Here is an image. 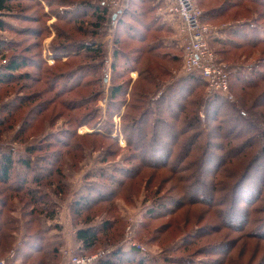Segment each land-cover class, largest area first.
<instances>
[{"label": "rangeland", "instance_id": "1", "mask_svg": "<svg viewBox=\"0 0 264 264\" xmlns=\"http://www.w3.org/2000/svg\"><path fill=\"white\" fill-rule=\"evenodd\" d=\"M33 1L13 0L14 11L6 16L8 28L0 32L1 39L10 41L8 46L3 45V55L13 58V54L22 53L30 58L28 65L18 71L17 79L0 85L2 106L14 102L13 112L2 111L3 107L0 110V157L11 153L16 160L29 158L37 168L36 175L58 169L64 174L66 187V198L54 194L57 183L62 182L58 173L54 186L45 187L49 198L59 204L54 203L57 215L48 222L52 231L44 236L45 240L40 237L43 248L33 260L40 264H65L72 256L95 255L88 264H102L118 248L128 250L135 246L138 256L147 260L145 264H182L188 257L195 264L199 260L212 264L225 257L238 259L237 264L239 260L241 264H262L264 237L257 234L255 225L264 223V80L246 90L235 76L239 70L245 78L252 76L253 68L264 71V43L249 46L251 41L244 36V48L226 47L215 53V58L222 59L220 63L228 68L232 99L212 104L209 100L219 95L208 93V86L187 91L186 84L179 81L184 76L182 57L173 62L167 56L156 58L151 55L154 51L146 49L165 36L172 39L171 43L180 42L172 48L178 50L182 46L181 21L164 13L170 0H155L158 7H153L150 0H64V4L53 0L50 5L45 0L41 6ZM217 1L195 0L202 15ZM255 1L237 0L223 17L211 18V14L204 13L202 22L217 27L222 37L239 20L253 22L258 17V22L264 24V0ZM57 8L68 9V16H63L62 9L61 17L53 15ZM45 11L50 15L41 16ZM95 11L106 20L100 22L97 14L95 18ZM28 16L41 18L36 21ZM81 17L86 20L83 27L76 20ZM92 22H98L100 27ZM159 24L165 27L156 31ZM64 37L71 40L70 47L93 42L102 46L101 52L61 54ZM209 45L212 51L222 48L212 41ZM116 48L120 49L117 58ZM180 53L182 56V48ZM148 65L150 72L145 69ZM25 74L29 76L22 77ZM255 80H259L257 76ZM173 84L187 97L183 103L178 96L174 103L170 95V87L176 86ZM113 87H120L121 91L112 99ZM164 93L170 96L163 99ZM89 96L94 99L84 102ZM85 113H90L87 120H83ZM155 115L158 125L152 124ZM131 116L139 123H133ZM141 117H149V123L144 122L150 128L149 134L147 130L141 134ZM254 119L260 122L256 130L251 125ZM188 121L193 129L180 132L178 127ZM152 125L158 133H154ZM244 128H250L249 132L238 134ZM191 135H195L193 145L187 148L183 144ZM247 140L251 141L248 150L239 156L229 154L231 145L241 146ZM41 143L43 147L31 151L29 156V148H38ZM163 152L170 156L163 159ZM217 160L221 162L217 164ZM131 168L132 173L122 170ZM17 169L22 170V165ZM193 173H199L194 177L203 183L196 181V189L186 196L191 182L196 180L191 177ZM17 175L14 173L9 184L0 185V189H10L8 194L14 197L18 195L11 190L21 180ZM211 180L215 181L213 186L221 182V188L213 190ZM241 182H245L244 187ZM259 183L260 192L251 194L253 198L246 201L247 188L256 189ZM227 184L232 186L225 189ZM87 193L94 200L92 204H82L93 207L76 216L71 203ZM12 205L6 212L10 206L14 209L12 216L20 225L18 236L24 238L26 232L32 235L37 229L27 231L24 226L31 218L24 215L28 208L15 202ZM223 206H227V213L221 217L218 210ZM91 224L106 232L100 233L99 242L88 249L77 240L76 231ZM197 228L201 229L200 234L192 235L193 241L187 240ZM40 242L35 241L34 246L18 244V252L11 249L0 258L9 264H26L24 255ZM204 250L211 254H202ZM114 259V264H138L137 259Z\"/></svg>", "mask_w": 264, "mask_h": 264}, {"label": "trees", "instance_id": "2", "mask_svg": "<svg viewBox=\"0 0 264 264\" xmlns=\"http://www.w3.org/2000/svg\"><path fill=\"white\" fill-rule=\"evenodd\" d=\"M44 1L45 0H34L33 2L37 3V4H40V6H41ZM58 1H60V2H58V4L59 3L60 4L61 3H63V4L65 3L64 0H58ZM236 1L237 0H218L214 5H211L212 8L210 10H207L206 12L204 11V13L206 15L207 14H211L210 15L211 18L223 17V16H225L228 13V11L230 10L229 8L231 6H233V5H235L233 3H236ZM251 1H252V3L257 2L255 0H251ZM12 2H13V0H0V32L6 31L7 28H8L7 27L8 26V22L6 20V16L10 15V13H12L14 11ZM47 2H48L47 4L50 5L51 3H53V0H48ZM150 2L152 3L153 7L154 6L158 7L157 6L158 3H156L155 0H150ZM261 4L264 5L263 2ZM85 5H87V4H85ZM90 5L96 9V6H93V4H90ZM91 6H89V7H91ZM81 8L82 7L74 8V10L78 11ZM98 8H99V10L101 9L99 6H98ZM61 9L62 8L55 9L56 13H54L53 15H57V16L61 17V14H60ZM129 10L130 9H128V12H129ZM62 11H63V9H62ZM102 12H103V10H102ZM105 12H107V11L105 10ZM62 13H63V16H68V9H65ZM204 13H203V16H204ZM47 14L50 15L49 13H47V11H45V12H43V14L41 16H46L47 17ZM74 14H77V12H75ZM96 14H97L98 18H100V22L103 21V20H106L105 16L101 17L98 14L97 11H95V14H94L95 18H96ZM104 15H105V13H104ZM258 15H260L259 12H258ZM41 16L38 17L37 19L34 18L35 16H28L26 18H30V20L38 21L41 18ZM263 16H264V14H263ZM76 20H77L78 23H80V25L82 27L86 23L85 18H82V17L79 18V19H76ZM76 20L74 19V22ZM252 21L253 22L245 20L242 23H241L240 20L236 21L235 22L236 24L232 25V27H229L230 29H228L226 31V36L225 37H222L218 32L213 34L210 37L209 42L212 41V43H216V45H220L222 47L220 50H215L216 52L213 50L214 53H216V54L220 53V51H224L223 48H226V47H228V48L229 47L244 48V44H242V43H245V41L243 40L244 36L247 37L249 39V41H251L249 46H252L254 44L264 43V29L262 27H259V25L260 26L261 25L264 26V24L258 22V17L253 19ZM92 23L95 24V26H98V28L100 27L98 22H92ZM164 27H165L164 24H161V25L159 24V27L156 28V31H161V29H163ZM19 31L23 32L22 29L19 30ZM39 33H40V31L36 32V35H38V37H39ZM64 33H66V32L64 31ZM93 34H95V33L93 32ZM61 37H62V35L60 36V38ZM162 39L163 38H160L159 42L156 40L158 42V44L156 42L155 46L153 45V46H151L149 48H146V49L148 51H150L151 53H152V51H154V53L151 54V55L156 57V58H159V57L164 58V57L167 56L173 62L179 61L178 58L181 59V57H182L181 53H180L181 50L180 49L177 50V49L172 48L171 47L172 44L170 45V47H168L166 45H163L162 44ZM240 39H242V42H239ZM63 41H65V42H62L61 45L63 46L64 49H62L61 54H71V53L80 54V53H82L84 51L87 52V55L91 54V53L98 54V53L101 52V48H102L101 45L97 46L93 42L92 43H86V42L85 43H79L77 45H73L72 47H70L69 45H71L72 42H71V40L69 38L66 39L64 37ZM117 42H118V40H117ZM9 43H10L9 40H4V39L0 38V85L1 84H5L7 82H12L15 79H17L18 78L17 77L18 76V71L21 68L27 66L28 62H29V59H30L29 57L27 58L26 56H24L25 54H22V53L13 54V58H9L8 56L3 55V51H4L3 45L4 46H8ZM115 45H117V44H115ZM155 51H158V52L155 53ZM263 52H264V50H263ZM119 54H120V49L116 48V50L114 52V56L117 58V56ZM135 59H137V58H135ZM4 60H5V62H4ZM216 60L219 63L222 61V59H220V58L218 59L217 56H216ZM86 65H88V64H86ZM88 67L89 66H86L85 68H88ZM145 69L147 71H149L150 70L149 65L147 67H145ZM239 72H240V70L238 71V74L235 77H237L238 80H241L242 81L241 83H244L243 87L246 90H250V88H253L254 86H256L258 84L257 81L264 80V71L261 70L260 68H258V69L253 68L252 72H251L252 76L251 77H247V78L241 76V74ZM26 76L28 77L29 74H25L22 77H26ZM256 76H257V78L259 80H255ZM151 79L153 80L152 76H151ZM179 81H182L183 83L186 84V86L188 87V89H186L187 91L193 90V88L195 86H202V87H204V86L206 87L207 86V83L205 82V80L202 79L201 76L199 74H197V73L184 75L183 78L180 79ZM173 85H176V84H173ZM173 87H170V89H171V94L170 95H171L174 103H175V101L177 99L176 98L177 96H178V100L180 99L182 101V103H183L187 97L184 96V95L182 96L183 93H182V91L180 92L178 90V85H176L175 88H173ZM189 89H191V90H189ZM111 90H112L111 98L113 99V96H116L119 93V91H121V88L120 87H113ZM94 95H96V93ZM170 95H169V93H164L163 94V96H164L163 99L167 98ZM224 98L225 97H223V96L221 97L220 95L219 96H215L214 95V97H212L209 101L212 104L216 103V102L221 103V102L229 101L227 98H225V99ZM19 99H21L22 103L26 102V100H24V98H19ZM92 99H94V96L93 97L92 96L86 97L85 99H83V101L87 102V101H90ZM259 99H261V98H259ZM109 102L111 103V101H109ZM13 104H14V102H12V101H9L8 103L4 104V106H2L3 104L0 103V110L3 107L2 111L4 110L5 112L8 113V111L9 112L12 111L11 107H14ZM260 104H261V102H260ZM154 109L156 110V108H154ZM162 109H163V106H162V108H159V113H162V111H163ZM218 110H219V108H218ZM218 110H216V112ZM218 114H220V113H218ZM241 114L244 115L243 112ZM93 115H94V113H93ZM93 115H91V117ZM160 115L161 114H159V120L162 119V118H160ZM89 116H90V113H88V114L85 113L83 115V117H84L83 120L89 119L90 118ZM179 116H180V114L178 115V118H179ZM130 119L133 121V123H139L138 119H136L135 116H133V117L131 116ZM139 119H140V117H139ZM145 120H147L148 123H149V117L148 118L146 117L145 119L143 117H141V122H140L141 134L143 132H145L146 130H147L146 134L150 133L149 126L147 124H144ZM1 121L2 120H0V123H1ZM154 123L156 125L159 124V121H158V118H157L156 115H155V117H153L152 124H154ZM144 125L145 126L147 125V126L145 127ZM186 125H188V126H186ZM186 125L182 126V127L179 126L178 127L179 131L180 132H184V131H189V130L193 129L191 126H189V121L187 122ZM251 125L254 126L253 128L255 129V128H257V126L260 127V122H258V120L254 119L253 123ZM251 125L249 124V126H251ZM152 127H153L152 130L154 129V133H155V131L158 133V131H157L158 129L155 128V125H152ZM249 129L250 128L241 129V130L238 131V134L245 133L247 130L249 132ZM235 135H237V133ZM194 136L195 135H191L188 138L186 136V138H185V142L186 143L183 144V146L187 144L188 145L187 148L191 147L193 145L192 139L194 138ZM179 138H180V136L178 137L177 140H179ZM57 140H59V139H57ZM43 143H41L38 148L30 147L29 151L27 149L29 156H31V151H35V150H38V149L42 148L43 147ZM250 144H251V141L248 142V140H247V142H243V144L241 146L237 144L235 146L231 145V148H229V145H228V148L230 149L229 150V154L230 155H236V156L238 155L239 156V155L242 154L241 152L243 150H245V149L248 150L249 149ZM168 155H169V152L168 153L163 152L162 158L166 159V158H168L167 157ZM219 162H221V160H217V164ZM19 165L20 166L22 165V168H23L22 170H18L17 169V166H19ZM35 169H37L36 166H34L31 163V160L29 158L20 157V158H18L16 160L11 153L3 154L2 157H0V185L9 184L11 182V180L14 178V173L18 174L20 176V178H21V180L19 182L17 181L18 182L17 186H15V188L13 190H11V193H13L14 195H18V196L14 197V196H12V194L9 195L8 193L10 192V189H8V188H5V189L1 188L0 189V256H2L4 253H6V252H8V251H10L11 249H14V248H16V251L18 252L19 248H21L19 246V245H21V243L22 244H30V243H32V246H34L35 241L40 242L41 238L43 240H45L44 236L47 235V233L49 234L52 231V230L50 231L51 227H50V224H48V222L51 221L52 219L56 218L57 212H56L55 204H59V203L56 200H52V199L49 198V196H48L49 193L45 192V187L54 186V184L56 182L54 180V177L56 176V173H58L60 175L59 177L62 179V182L61 183H57L58 184L56 186L57 190L55 191L54 194H56L57 196L61 195V197L66 198L65 197V195H66V187H65V182H63L64 181L63 172H59L58 169H56V171H54V169H53V170H50L48 173L47 172H44V173L40 172L41 173L40 175H36L35 174ZM16 170H18V171H16ZM122 170H125L127 172L130 171V173H132L133 172L132 170H134V169L131 168V169H127V170L126 169H122ZM19 172H21V173H19ZM199 173H200V171H199ZM199 173L197 174V176L195 175V173H193L191 175V177L193 178L194 175L196 177H198V176H200ZM244 176H246V174H243L242 177H244ZM195 179L196 180L191 182L192 185L187 190V195L186 196L189 195L190 191L196 189V186H197L196 185V181H198V183H203L200 179H197V178H195ZM238 182L240 183V181H238ZM214 183H215V181L211 180L210 187L213 186ZM239 183H237L235 185V188L238 186ZM260 183H259V186L256 188L257 190L256 189H248L249 187L247 188L249 197H246V201H250L251 198H253V197H251V194L257 195L260 192V189H261L260 188ZM63 184H64V186H63ZM220 184H221V182H216L215 186H213L212 189L214 190V189H217V188H221ZM241 185H242V187H244L245 186V182H241L240 186ZM230 187L227 184L225 189H228ZM232 194H233V191L231 192V196H232ZM237 194H238V192H237ZM210 195L213 196L214 194L210 191ZM225 195L226 194H224V196ZM80 196H81L80 198H78V199L76 198V201H74V203H71L72 212L76 216H79V217L81 216V213L83 212V210L85 208L92 209L93 206L91 205L92 204L91 201L94 200V199H91V195L89 193L84 194V195H80ZM16 197H18L19 199L18 200H13ZM244 198H245V196H244ZM7 199H9V200H7ZM256 199L257 198L252 200L249 204L250 205L253 204L256 201ZM14 202L15 203H20V206H22L23 209L28 208V210H26L24 212V215L25 216H29L31 218H29V220L28 219L26 220V222L24 223V226L27 228V231L28 230L29 231L30 230H34L35 231L37 229L35 232H33L32 235H28V232H26L27 234L22 235L24 238L18 236V232L20 230L19 229L20 225H19L18 221H15V217L12 216V214H14L13 213L14 209H12V206H13L12 204ZM85 202L86 203L87 202H91V204L84 206L82 203H85ZM10 203H11L12 206L9 207V213H8V212H6V208L9 206ZM162 205L163 204H161V206ZM226 207L223 206L222 208H219L218 212H219L220 216L223 215V217H224V215H226V213H227L226 212V209H227ZM32 218H33V221H32ZM248 222H249V220H248ZM104 226H106V225H103V227ZM255 226H256L255 229H256L257 234L259 236L264 237V234H260L261 231H264V223L259 222ZM106 228H107V226H106ZM52 229H54V228H52ZM200 231H201L200 228H197L196 230H193L191 232L190 236L188 235L187 240L193 241V239H190V237L192 235L200 234ZM102 232H106V229L102 228L101 230H99L98 226L91 224V225H89V226H87L85 228L81 227L80 229H78L76 231V237H77V240L79 242H81L84 247H86L88 249L89 248L92 249L99 242V236H100V233H102ZM27 236H29L30 238H27ZM18 237H20V239L22 238L21 239L22 240L21 243H20V240H18ZM42 248H43V244L41 242H40V244L37 245L36 248L33 247L32 250H30V248H29L30 251L28 250V252H26L27 254L24 255L25 256L24 257V263H26V264L27 263L28 264H40V263L36 262L33 259H34L35 255H36V253H38V251H40ZM137 251H139V250H137V248L135 246L134 247H130V249H128V250H124V248L120 247V248H118V250H116L114 253H112V255L107 256L106 260H104L102 264H114V262L117 261V260L114 259V257H117L119 262H128L129 259L131 258L133 260L137 259L138 264H145L147 260L144 259L143 256H138V253H136ZM202 254L209 255V254H211V252L204 250V253H202ZM243 255H244V252H242L241 256H243ZM0 259H2V258H0ZM231 259L232 258H227V257L223 258L222 260H220V259L218 260L217 259L216 261H212L213 262L212 264H227L226 262L228 260H230V261H228V262H230L229 264H237V260L238 259H234V260L233 259L231 260ZM189 260H190V258L188 257L187 259H184L185 262L183 261V263H185V264H189V263L195 264L194 259L190 260V261ZM250 260H252V258ZM239 261H238V264H241L240 263L241 261L240 262ZM181 262H182V259H181ZM206 262H208V261L199 260L196 264H207ZM249 264H250V262H249ZM262 264H264V261L262 262Z\"/></svg>", "mask_w": 264, "mask_h": 264}, {"label": "built area", "instance_id": "3", "mask_svg": "<svg viewBox=\"0 0 264 264\" xmlns=\"http://www.w3.org/2000/svg\"><path fill=\"white\" fill-rule=\"evenodd\" d=\"M168 7L169 9L164 10V13L175 16L181 21L180 39L184 75L199 74L207 83L208 93L231 100L228 68L216 60L215 53L209 45L210 37L218 32L217 27L202 22V11L195 0H170ZM65 253L68 254L69 251L66 250ZM95 258V255L90 257L77 255L70 257L65 264H88ZM63 262L61 264H64ZM0 264H9V262L7 259H0Z\"/></svg>", "mask_w": 264, "mask_h": 264}, {"label": "crops", "instance_id": "4", "mask_svg": "<svg viewBox=\"0 0 264 264\" xmlns=\"http://www.w3.org/2000/svg\"><path fill=\"white\" fill-rule=\"evenodd\" d=\"M165 20H166V23H167V21H168V19L165 17ZM164 20V21H165ZM162 23H165V22H162ZM169 32H171V31H169ZM174 34H176V33H174ZM175 37V36H174ZM176 37H178V36H176ZM177 39H179V38H177ZM171 40L172 39H169V40H167L166 39V36H165V38H163L162 39V44L163 45H166V46H168V47H170V45L172 44L173 46H178L179 45V41L177 40V43H175V41L173 42V43H171ZM181 48H182V46H181ZM181 48H180V50H181Z\"/></svg>", "mask_w": 264, "mask_h": 264}, {"label": "water", "instance_id": "5", "mask_svg": "<svg viewBox=\"0 0 264 264\" xmlns=\"http://www.w3.org/2000/svg\"><path fill=\"white\" fill-rule=\"evenodd\" d=\"M116 16H117V14H116V13H114V14H113V18H116Z\"/></svg>", "mask_w": 264, "mask_h": 264}]
</instances>
